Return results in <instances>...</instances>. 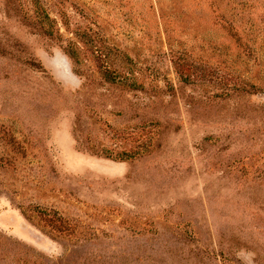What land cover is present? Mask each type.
I'll return each instance as SVG.
<instances>
[{
    "label": "rangeland",
    "instance_id": "obj_1",
    "mask_svg": "<svg viewBox=\"0 0 264 264\" xmlns=\"http://www.w3.org/2000/svg\"><path fill=\"white\" fill-rule=\"evenodd\" d=\"M0 264H264V0H0Z\"/></svg>",
    "mask_w": 264,
    "mask_h": 264
}]
</instances>
